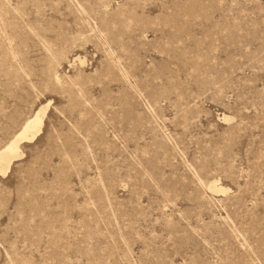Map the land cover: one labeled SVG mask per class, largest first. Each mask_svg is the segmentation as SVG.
Masks as SVG:
<instances>
[{"label":"rangeland","instance_id":"1","mask_svg":"<svg viewBox=\"0 0 264 264\" xmlns=\"http://www.w3.org/2000/svg\"><path fill=\"white\" fill-rule=\"evenodd\" d=\"M47 101L0 264H264V0H0V148Z\"/></svg>","mask_w":264,"mask_h":264},{"label":"bare ground","instance_id":"2","mask_svg":"<svg viewBox=\"0 0 264 264\" xmlns=\"http://www.w3.org/2000/svg\"><path fill=\"white\" fill-rule=\"evenodd\" d=\"M47 104L40 106L29 118H27L14 136L0 148V173L6 172L13 160L21 156L20 144L33 139L41 133L44 124ZM214 191H220L215 184L210 187Z\"/></svg>","mask_w":264,"mask_h":264}]
</instances>
